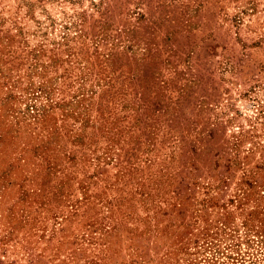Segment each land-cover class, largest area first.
<instances>
[{"label":"rangeland","instance_id":"obj_1","mask_svg":"<svg viewBox=\"0 0 264 264\" xmlns=\"http://www.w3.org/2000/svg\"><path fill=\"white\" fill-rule=\"evenodd\" d=\"M0 264H264V0H0Z\"/></svg>","mask_w":264,"mask_h":264}]
</instances>
